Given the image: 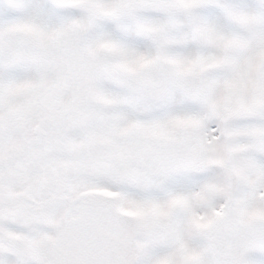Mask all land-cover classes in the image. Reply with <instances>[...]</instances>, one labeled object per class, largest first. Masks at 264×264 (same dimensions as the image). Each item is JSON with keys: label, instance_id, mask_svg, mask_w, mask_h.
<instances>
[{"label": "snow or ice", "instance_id": "6c2138e0", "mask_svg": "<svg viewBox=\"0 0 264 264\" xmlns=\"http://www.w3.org/2000/svg\"><path fill=\"white\" fill-rule=\"evenodd\" d=\"M0 264H264V0H0Z\"/></svg>", "mask_w": 264, "mask_h": 264}]
</instances>
